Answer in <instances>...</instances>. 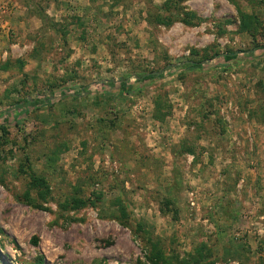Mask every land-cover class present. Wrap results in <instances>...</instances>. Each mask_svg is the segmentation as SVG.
I'll list each match as a JSON object with an SVG mask.
<instances>
[{
    "label": "rangeland",
    "instance_id": "rangeland-1",
    "mask_svg": "<svg viewBox=\"0 0 264 264\" xmlns=\"http://www.w3.org/2000/svg\"><path fill=\"white\" fill-rule=\"evenodd\" d=\"M33 173L43 208L23 201ZM153 248L264 264V0H0V264Z\"/></svg>",
    "mask_w": 264,
    "mask_h": 264
},
{
    "label": "trees",
    "instance_id": "trees-1",
    "mask_svg": "<svg viewBox=\"0 0 264 264\" xmlns=\"http://www.w3.org/2000/svg\"><path fill=\"white\" fill-rule=\"evenodd\" d=\"M233 1V0H232ZM243 15V24L241 25V29L242 30H248L250 31L251 25L249 23V21H251V16L242 13ZM41 17L44 19H47V15L45 14V12H43L41 14ZM187 19V20H186ZM185 21H188L189 19L186 18ZM161 22H164L166 24H171L172 20L169 18L167 19H160ZM255 47H260L259 45H256ZM241 51H229L226 53H223L222 56L225 58V60L230 61L233 60L235 58L238 57L239 53ZM220 55V54H217ZM202 60H206V59H202ZM186 65H189L190 68H201L203 66V62L202 61H195V62H191L188 61L185 63ZM161 75L160 71H155V72H151L149 74H143L141 76H137L136 79L137 80H144V79H153L155 77H158ZM72 93V92H71ZM81 93H84V90L81 89L79 91H75L72 93V96H79L81 95ZM51 101V99L47 96H37L35 98H23L22 99V103L16 102V106L22 107L23 105H25L26 110H28L29 106H32L34 108H41L43 106H45L46 104H49ZM32 191L36 192V197L32 196ZM51 193V189L50 186L48 185L47 179L43 176L37 175L36 173H33V177L32 180L29 184V188L26 190L25 194H24V198L23 201H26L27 204L34 206L36 208H43V203L41 202V199L44 200V202H47L49 195ZM97 198H100V196H98ZM71 204L73 205L74 208L79 209L82 207H87L89 205L94 206L96 203L92 198H81V197H77L74 198L71 202ZM122 213L125 214V209L122 208ZM230 216V218L234 217L233 213L228 214ZM125 223V222H124ZM35 241H37V239H34ZM203 248L205 246H202ZM201 247V248H202ZM152 256H153V261H155L156 263L159 264H170V262L167 260L163 250L161 249H156L153 248L152 250ZM44 260L42 257H40L38 259V262H36L35 264H43ZM206 264H214V260H211L210 262L206 263Z\"/></svg>",
    "mask_w": 264,
    "mask_h": 264
}]
</instances>
